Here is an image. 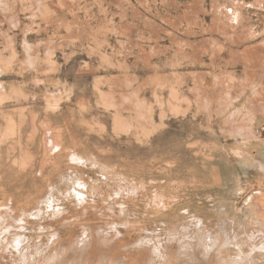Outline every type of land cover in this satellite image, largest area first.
Listing matches in <instances>:
<instances>
[{"label": "rangeland", "instance_id": "374dc122", "mask_svg": "<svg viewBox=\"0 0 264 264\" xmlns=\"http://www.w3.org/2000/svg\"><path fill=\"white\" fill-rule=\"evenodd\" d=\"M262 226L264 0H0V264H264Z\"/></svg>", "mask_w": 264, "mask_h": 264}, {"label": "bare ground", "instance_id": "6f19581e", "mask_svg": "<svg viewBox=\"0 0 264 264\" xmlns=\"http://www.w3.org/2000/svg\"><path fill=\"white\" fill-rule=\"evenodd\" d=\"M255 219V218H254ZM262 227H264V226H262ZM261 229V228H260ZM264 229V228H263ZM256 232H257V230H256ZM258 234V233H257ZM249 237H254V236H251V235H249ZM263 247V249H261V250H264V246H262Z\"/></svg>", "mask_w": 264, "mask_h": 264}]
</instances>
